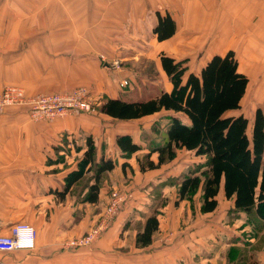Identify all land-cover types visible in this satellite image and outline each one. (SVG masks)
<instances>
[{
  "label": "crops",
  "instance_id": "1",
  "mask_svg": "<svg viewBox=\"0 0 264 264\" xmlns=\"http://www.w3.org/2000/svg\"><path fill=\"white\" fill-rule=\"evenodd\" d=\"M158 12L169 13L176 23L175 33L164 40L154 32ZM229 50L248 77L241 108L232 113L253 116L257 107L264 108V0H0V93L12 81L28 95L83 88L96 108L39 120L23 106L0 111V235L20 222L36 229L33 249L0 250V264H264V226L258 231L245 213L235 211L223 190L217 208L202 212L198 194L194 201L179 200L176 188L163 187L168 198L156 206L158 232L151 244L137 246L136 234L156 208L145 203L147 194L139 184L164 180L180 152L193 155L184 161L187 165L199 157L179 149L160 168L140 171L142 156L120 157L116 138L130 135L142 145L137 154L148 151L139 134L158 129L157 122L152 126L158 114L165 128L171 112L118 120L100 111L108 98L132 99L125 93L138 87L135 74L144 68H156L165 81L156 95L170 91L162 53L199 72L214 54ZM99 54L121 63H102ZM125 79L131 85L120 87ZM147 118L149 123L140 127L137 122ZM89 136L97 156L112 157L117 166L107 172L110 180L103 183L99 202L82 199L84 178L60 199L56 191L77 168ZM123 162L134 173L128 167L124 171ZM112 188L131 192L128 204L90 245L70 246L100 219Z\"/></svg>",
  "mask_w": 264,
  "mask_h": 264
},
{
  "label": "trees",
  "instance_id": "2",
  "mask_svg": "<svg viewBox=\"0 0 264 264\" xmlns=\"http://www.w3.org/2000/svg\"><path fill=\"white\" fill-rule=\"evenodd\" d=\"M175 31L172 16L158 12L154 27L158 39H167ZM161 64L172 83L170 91L139 100L108 98L100 111L118 120L138 119L162 110L171 112L164 136L158 142L151 141L148 151L137 159L140 171L160 168L173 160L179 149L192 152L202 160L175 178L179 200L194 201L198 194L201 211L210 212L217 208V196L223 190L227 199H233L235 211L245 213L259 231L264 226V108L255 109L252 121L243 113H232L241 108L248 84V77L238 70L234 51L214 54L199 72L190 70L185 60L165 53ZM86 144L65 187L56 191L60 199L88 172L91 175L82 199L99 202L104 174L117 166L112 157L97 156L92 136L87 137ZM116 145L125 157L142 149L130 135L118 136ZM153 154L157 160L151 158ZM128 166L123 162L124 171ZM159 213L156 207L147 215L136 234L137 246L152 243L159 229Z\"/></svg>",
  "mask_w": 264,
  "mask_h": 264
},
{
  "label": "built area",
  "instance_id": "3",
  "mask_svg": "<svg viewBox=\"0 0 264 264\" xmlns=\"http://www.w3.org/2000/svg\"><path fill=\"white\" fill-rule=\"evenodd\" d=\"M120 62L114 61L112 65L118 66ZM120 87L130 86L128 79L120 81ZM27 107L32 119H53L58 116L72 113H94L96 108L88 98L83 88L66 93L53 92L48 94L26 95L17 86H7L0 93V111L10 106ZM132 193L121 188L112 189L109 199L104 207L102 216L86 233L70 240L72 247L90 245L105 230L109 228L117 214L128 204ZM36 229L26 222H20L11 227L10 233L0 235V250L14 251L17 249H33L35 247Z\"/></svg>",
  "mask_w": 264,
  "mask_h": 264
},
{
  "label": "rangeland",
  "instance_id": "4",
  "mask_svg": "<svg viewBox=\"0 0 264 264\" xmlns=\"http://www.w3.org/2000/svg\"><path fill=\"white\" fill-rule=\"evenodd\" d=\"M99 57L102 60V63L105 62V63L111 64V65L116 60H119L120 61V59L112 58V60L110 62L109 61L110 59L107 58V55H101V54H99ZM113 67L115 68V66H113ZM121 68H122V64L120 65V70H121ZM116 69H114V70H116ZM190 70H192V69H190ZM116 71H119V69L116 70ZM146 79H149L150 81H143V80H146ZM166 79L169 80V78H166ZM134 81H135V83L137 81L138 84L136 83V85H138V87L135 86V83L133 82V85L136 87L135 90L128 91L130 93H128V92L125 93L126 96H128L129 98H132V99L133 98H136V97H138L139 99L149 98V97L152 96V94L153 95L154 94L156 95V93L161 88H164L165 87V81L162 78L160 72L156 68H153V67L152 68H144L143 69V72H139L138 71L135 74V80ZM12 85L19 87L26 95H28V93H27L28 91L27 92L25 91L26 90L25 87L22 86L21 84H18L16 82H14V81L3 85V88L1 90L3 91V89L5 87L12 86ZM70 91H68V90L67 91H65V90L64 91L59 90V91H55V92L66 93V92H70ZM136 92H137V94H136ZM43 93L48 94V93H53V92H40L38 94H43ZM138 98L136 100H139ZM132 99H130V100H132ZM92 103H93V101H92ZM15 107H18V106L16 105ZM26 109H27V107H26ZM158 115H156L154 117V118H156L155 120H152V126H153V124H157L158 123V129L156 131H154V132L152 130L148 131V129H144V130H147V131H144V132H142V133L139 134V137H138L139 142H144L145 143L144 145H146V146H148L151 143V141L152 142L153 141L158 142L164 136V134H165L164 133L165 132L164 131L165 128L163 127V125H164V123L166 121L165 120H161L164 117L162 116L160 118V116H158ZM247 117L250 119V121H252L253 116L248 115ZM148 121H149V119L147 118V119H145L143 121H140V122H137V123H138V125L140 127H142L143 126V123H146V122L149 123ZM154 121L157 122V123H155ZM160 123H163V124H160ZM250 127H251V123H250ZM146 151L147 150L141 151L138 154L137 153H134L133 155H131L130 157H127V158H132L133 157L132 159H135L137 157L136 155L143 156L146 153ZM110 154L115 155V157L117 156L116 153L114 152V150H113V152H110ZM120 157H124L126 159V157L121 152H120ZM192 157H193V155L191 153H188V152H180L178 161L177 162H173L172 164H170V167L166 168L167 169V172H166V177L164 178V180H162L161 182H157V179L158 178H156V179H154L152 181L150 180L147 183L145 181H143V182H141L139 184V185L142 186L145 183L144 187L141 188V186H139V188H140L141 191H143L145 194H147V200H146L145 203H147L150 206V208L151 207L154 208L156 206L162 205L165 202L164 200H166V198H168V197H166V196L163 195L164 194L162 192L163 187L164 188L167 187V188H169L171 190L172 189H175L176 188V180H175L176 175L177 176L180 175L183 171H185L186 169H188V167H190L193 164H195L197 162H200L202 160L201 158H197V160H194L189 165H187L186 163H184V161H186V159H192ZM126 171H128L131 174L134 173L133 172V169L131 167H129V166H128V169ZM90 175H91V173H88V172L85 173L84 179L82 180L85 183V186H86L87 183H89V180L88 179H89ZM106 180H110V176H109L108 173L104 174V178L102 180V185H103V183ZM82 181H80L79 186H81V183H83ZM124 182L126 184V181H123V183ZM112 189H115V188H112Z\"/></svg>",
  "mask_w": 264,
  "mask_h": 264
}]
</instances>
